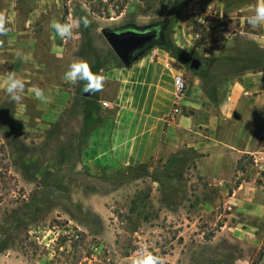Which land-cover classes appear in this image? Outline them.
Returning a JSON list of instances; mask_svg holds the SVG:
<instances>
[{
  "label": "rangeland",
  "instance_id": "rangeland-1",
  "mask_svg": "<svg viewBox=\"0 0 264 264\" xmlns=\"http://www.w3.org/2000/svg\"><path fill=\"white\" fill-rule=\"evenodd\" d=\"M64 1V17L90 21L87 28L73 27L69 65L85 60L100 75L121 63L104 32L158 31L137 58L159 47L184 62L186 70L207 71L210 78L225 72L222 64H264V43L238 34L223 46L217 33L264 30V25L247 23L255 9L251 1L241 9L240 0ZM193 59L201 62L197 71L189 68ZM72 87L79 89L76 108L83 113L66 121V130L58 125L50 135H18L11 125H0V259L16 257L14 264H37L44 257L52 264H132L145 248L164 257L165 264H231L236 246H229L220 230L226 195L198 169L208 151L192 148L204 142V128L174 136L166 130L158 154L144 164L85 166L77 151L80 131L99 126L109 108L94 102L96 93H84L83 82ZM92 110L99 115L89 114Z\"/></svg>",
  "mask_w": 264,
  "mask_h": 264
},
{
  "label": "crops",
  "instance_id": "crops-1",
  "mask_svg": "<svg viewBox=\"0 0 264 264\" xmlns=\"http://www.w3.org/2000/svg\"><path fill=\"white\" fill-rule=\"evenodd\" d=\"M248 1L257 4V0H240L238 7ZM64 2L0 0V12L8 18L10 29L7 36L0 37V125H11L18 135H50L58 125L66 130L64 123L83 113V108L79 112L76 108L79 89L64 80L70 39L58 37L49 27L53 21H72L68 15L64 17ZM255 31L217 33L223 46L232 44L238 34L264 43V30ZM226 66L222 64L225 72L219 78H210L207 71L186 70L155 47L143 58L135 55L129 65L121 62L107 67L101 73L103 88L96 92L94 102L107 104L108 117L99 126L80 131L83 135L77 151L85 166H135L158 154L166 130L174 136L176 131L203 127L204 142L190 148L208 151L200 158L198 169L226 195V220L220 230L227 234L228 245L236 246L231 264H253L257 258L258 264H264V64ZM8 72L25 81L20 104L6 94ZM176 74L185 76L186 91L179 103L181 114L169 122L174 119ZM206 80L210 82L206 84ZM35 87L45 91L47 103L35 99ZM88 113L99 115L96 110ZM64 144L63 149H68ZM245 158L252 161L250 165ZM49 260L44 257L37 264H52ZM11 261L14 264L16 257L3 256L0 264Z\"/></svg>",
  "mask_w": 264,
  "mask_h": 264
},
{
  "label": "clouds",
  "instance_id": "clouds-1",
  "mask_svg": "<svg viewBox=\"0 0 264 264\" xmlns=\"http://www.w3.org/2000/svg\"><path fill=\"white\" fill-rule=\"evenodd\" d=\"M247 23L252 28H258L264 25V0H257L254 14L247 18ZM7 24L8 18L5 13L0 12V37L7 36L10 31ZM79 24H83V26L87 28L90 21L87 17H79L71 22L66 21L62 23L59 21H53L50 23L49 27L58 37L62 39H72L74 35L73 27ZM23 59L27 60L28 57L24 56ZM64 80L66 82H71L72 84L83 82L84 87L82 91L89 94L101 91L104 84V77L99 73H94L90 68L89 62L85 60L71 63L64 74ZM5 82L7 85L6 94L10 97V100L16 104H20L25 90L24 79L18 76L15 72H8L5 76ZM33 93L35 99L38 101H41L42 103L48 102L49 97L43 89L35 87ZM132 264H165V258L153 254L145 248H141L133 259Z\"/></svg>",
  "mask_w": 264,
  "mask_h": 264
},
{
  "label": "water",
  "instance_id": "water-1",
  "mask_svg": "<svg viewBox=\"0 0 264 264\" xmlns=\"http://www.w3.org/2000/svg\"><path fill=\"white\" fill-rule=\"evenodd\" d=\"M156 31L139 33L127 31L122 33L104 32V36L112 48L115 55L124 65H129L134 58V52L143 48L146 44L152 42L156 37ZM201 62L193 59L190 63V70H199Z\"/></svg>",
  "mask_w": 264,
  "mask_h": 264
},
{
  "label": "built area",
  "instance_id": "built-area-1",
  "mask_svg": "<svg viewBox=\"0 0 264 264\" xmlns=\"http://www.w3.org/2000/svg\"><path fill=\"white\" fill-rule=\"evenodd\" d=\"M184 75L183 74H176L175 75V89H176V104L174 106L171 118H174L180 113V108H179V103L180 100L186 91V82L184 80ZM103 106L107 107L106 103H103ZM263 130V139H264V126L262 127Z\"/></svg>",
  "mask_w": 264,
  "mask_h": 264
},
{
  "label": "flooded vegetation",
  "instance_id": "flooded-vegetation-1",
  "mask_svg": "<svg viewBox=\"0 0 264 264\" xmlns=\"http://www.w3.org/2000/svg\"><path fill=\"white\" fill-rule=\"evenodd\" d=\"M158 36H159V34H158V31H157V34H156L155 39H154L152 42L146 44V45H145L143 48H141L140 50H137L136 52H134V56H135L138 52H140L141 50H143L144 48H146L148 45L152 44V43L158 38Z\"/></svg>",
  "mask_w": 264,
  "mask_h": 264
},
{
  "label": "trees",
  "instance_id": "trees-1",
  "mask_svg": "<svg viewBox=\"0 0 264 264\" xmlns=\"http://www.w3.org/2000/svg\"><path fill=\"white\" fill-rule=\"evenodd\" d=\"M143 58V57H142ZM183 64H185L184 62H182Z\"/></svg>",
  "mask_w": 264,
  "mask_h": 264
}]
</instances>
